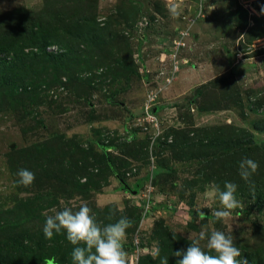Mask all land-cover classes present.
<instances>
[{
  "label": "rangeland",
  "instance_id": "1",
  "mask_svg": "<svg viewBox=\"0 0 264 264\" xmlns=\"http://www.w3.org/2000/svg\"><path fill=\"white\" fill-rule=\"evenodd\" d=\"M197 1L0 0V17L7 21L61 4L73 11L87 10L82 16L95 18L100 26L110 20L111 29L120 31L116 47L98 46L99 39L89 45L82 39L52 42L44 51L63 55L60 62H48L41 55L32 61L40 51L28 47L23 52L27 69L0 71V257L6 250L12 254L22 249L24 257L17 262L35 264L31 259L38 253L49 257L60 251V263L72 264L73 245L64 233L45 238L42 228L56 211H76L87 204L101 227L122 216L131 222L122 241L126 264L134 253V238L139 249L147 248L136 264L155 252L156 224L180 250L199 240L202 230L221 231L240 251L251 252L247 264H264V201L236 192L239 206L229 217L217 219L213 213L221 205L211 188L218 185L223 190L224 183L216 184L212 176L210 181L211 171L186 160L188 155L185 161L176 160L165 144L162 154L156 148L157 140L171 139L165 136L168 131L188 125L244 128L264 149V131L252 127L264 119V103L258 102L264 97V13L254 6L260 0H203L201 16ZM185 30L186 44L177 49L173 42ZM87 45L90 51L79 54ZM114 50L125 55L131 51L127 68L119 66L121 59L109 58ZM13 57L12 52L0 54L7 65ZM218 76L225 81L190 101L197 86ZM179 80L184 84L178 92L171 91ZM151 95L150 112L160 128L156 140L154 129L142 118ZM103 145L126 185L104 170ZM84 155L89 166L82 173L77 169L82 163L76 161ZM161 159L170 170L152 178L151 210L143 215L135 196ZM22 168L35 174L30 186L16 183ZM136 179L145 183L132 190L136 195H128L124 188ZM199 243L208 250L206 240Z\"/></svg>",
  "mask_w": 264,
  "mask_h": 264
},
{
  "label": "trees",
  "instance_id": "2",
  "mask_svg": "<svg viewBox=\"0 0 264 264\" xmlns=\"http://www.w3.org/2000/svg\"><path fill=\"white\" fill-rule=\"evenodd\" d=\"M72 1L75 2L79 0ZM262 5H264V0L258 1L254 6L257 10L261 11L259 7ZM69 7L71 6L68 5V7H66L61 4H50L43 7L40 12L28 14V16L20 15L19 18L11 19L10 21L0 17V54L9 52L14 54L11 65H7L6 62L0 58V71L12 68L17 69L20 67L23 70L27 69L29 65H26L25 54H23V52L24 49L28 47H35L40 51L38 54H33L31 58L32 61L39 59L40 56L38 55H41V57L48 62H60L61 56L63 55L46 53L44 51L45 47L52 42L65 44L68 40V44H70L73 41L82 39L86 40L89 45V41L99 39L97 42L98 46L107 44H111L113 47L118 46L120 31L117 32L111 29L110 20H108L104 26H100L99 23H96L95 18L91 17L88 19L82 16L83 13L88 12L87 10L81 9L73 11L70 10ZM238 10L239 13L242 12L240 8H238ZM127 19H129L128 16ZM256 37H260V35L256 34ZM88 45L85 50H81L79 54H87L90 51ZM125 46H127L126 43ZM114 51L115 52L112 53L110 52L109 58H111L113 62L116 59H121L124 65L121 64L119 66L127 68V64H131V51H128L126 55L119 54L117 50ZM94 60L97 61V59ZM106 63H109V61ZM229 73L231 72L229 71ZM224 81V77L218 76L200 84L192 91L190 101H194L198 97H203L206 89ZM25 92L26 91H24V93ZM37 93L38 92L35 93V97ZM258 102L259 104H263L264 97L260 98ZM235 104L236 103L233 102V105ZM205 110L206 108L204 107L200 108V111ZM252 127L256 131L263 132L264 119L262 118L261 120L255 121ZM165 136H171V142L167 143L157 140L156 148L159 150L158 153H164L161 147L165 144V147L169 149L170 156H173L176 160H182L184 155H188L189 157L186 158V160H193L198 163L197 165L202 167V170L211 171L212 174L208 179H210L211 176L212 178L216 177V184L217 182L224 183L225 181L235 183L237 185L236 192L259 202L264 201V149L246 129L235 126L194 128L193 126L187 125L183 129L176 131L170 130ZM103 147L108 146L103 145L100 147L104 170L108 172L110 177H115L126 185L127 179L121 176L120 168L112 161L109 155L110 153L102 151ZM244 157L251 158L258 164L256 173L251 177V181L255 185L254 190H250L249 184L243 181L238 175V162ZM80 159L81 160L76 161V164L77 162H81L82 164L81 166H77V169L84 173L89 163L86 161L85 155ZM159 161L161 164L157 165L152 172V178L154 179L167 174L170 170V168L167 169V166L162 164L163 159ZM182 161H185V159ZM210 181L213 180L210 179ZM143 183H145L144 179H136L131 187L128 186V189L131 191H138L142 188ZM124 189L126 192V188ZM136 210L137 208L134 207L133 211ZM164 223L167 224V221L164 220ZM158 226V224L155 225V228H157L155 233L158 240L155 252L143 255L138 264H160V259L163 257L168 258L169 264H176L178 258L174 256V253L180 250L179 245L177 242H174L173 238L166 236L164 232L159 233L161 231H166V229ZM205 251L209 252L210 250ZM59 252L51 253L49 257L38 255L40 254L38 253L34 256V259L32 258L31 260H33L32 262L35 264H61L59 261L61 254ZM250 253L251 252L247 251L246 248H243L240 251V257L237 259L244 258L247 264L248 260H250L248 259ZM2 256L3 257H0V264H22L17 261H20V259L24 257V254L22 249L21 252L18 250L12 251V254H10V251L7 252L6 250V254Z\"/></svg>",
  "mask_w": 264,
  "mask_h": 264
},
{
  "label": "clouds",
  "instance_id": "3",
  "mask_svg": "<svg viewBox=\"0 0 264 264\" xmlns=\"http://www.w3.org/2000/svg\"><path fill=\"white\" fill-rule=\"evenodd\" d=\"M264 13V5L261 6ZM258 164L251 158L244 157L238 162V175L249 184L250 190H254L251 177L256 173ZM16 183L22 186H30L35 174L26 168L19 169ZM218 198L221 207L214 211L217 219L227 218L231 211L239 206L236 198L237 185L225 181L223 190L218 185L211 188ZM200 215H204L203 212ZM131 222L126 217H121L113 223L101 227L91 213L87 204H82L78 210L64 207L56 211L54 215L46 217L42 232L45 238H51L54 234L64 233L67 241L73 245L71 252L72 264H126V255L122 241L126 236V230ZM199 240H206L204 251ZM199 240L193 241L186 249L177 250L176 264H245L240 257L239 248L233 243L231 236L221 231L199 233ZM213 253V254H210ZM160 264H169L168 258L160 259Z\"/></svg>",
  "mask_w": 264,
  "mask_h": 264
},
{
  "label": "built area",
  "instance_id": "4",
  "mask_svg": "<svg viewBox=\"0 0 264 264\" xmlns=\"http://www.w3.org/2000/svg\"><path fill=\"white\" fill-rule=\"evenodd\" d=\"M240 5H243V2L240 1ZM202 6H203V0H198L197 1V9L196 11L198 12L197 13V16H201V13H202ZM245 6V5H243ZM192 23V20H189V24ZM188 36V32L185 30L184 32H181L179 33L178 35V41H174L173 42V45L176 46L177 49L179 48H182L183 46H185L186 44V41H185V38ZM240 54H237V57L239 56ZM175 67H173V71H174ZM154 95V94H153ZM151 95L152 97L149 98V100L147 101V103H145V106L143 108V111H142V118H143V121H145L148 125H150L152 127L153 130V133H152V138L155 140L158 138L159 136V133H160V128H159V125H158V119L157 117L155 116V114L152 112H150V107H151V102L152 100L154 99V96ZM154 140L151 141V143L153 142ZM171 139H167V142H170ZM153 168V167H152ZM152 172L153 170L151 169V172H150V175H149V178L147 179V182L144 184L143 186V189L140 190L137 195L135 197L136 200L138 199V201L136 202V206H141V208L143 209V215H146L150 210H151V201H150V197H151V192L153 191L154 187L152 185ZM126 176H129V173L126 174ZM128 195H132V191L128 189V191L126 192ZM140 200V201H139ZM140 202V203H139ZM134 244H135V249H134V253L131 254V257H130V263L129 264H134V261H135V264L138 262V255L140 252H147L145 250H147V248H142V249H139L138 248V242H137V238H134Z\"/></svg>",
  "mask_w": 264,
  "mask_h": 264
},
{
  "label": "crops",
  "instance_id": "5",
  "mask_svg": "<svg viewBox=\"0 0 264 264\" xmlns=\"http://www.w3.org/2000/svg\"><path fill=\"white\" fill-rule=\"evenodd\" d=\"M181 84H184V83H182V80H179L175 85H174V87L172 88V90L171 91H173V92H178V90L181 88Z\"/></svg>",
  "mask_w": 264,
  "mask_h": 264
},
{
  "label": "water",
  "instance_id": "6",
  "mask_svg": "<svg viewBox=\"0 0 264 264\" xmlns=\"http://www.w3.org/2000/svg\"><path fill=\"white\" fill-rule=\"evenodd\" d=\"M125 188L128 190L127 186H125ZM133 194H135V191H132Z\"/></svg>",
  "mask_w": 264,
  "mask_h": 264
}]
</instances>
